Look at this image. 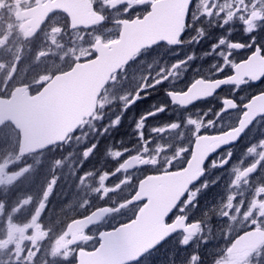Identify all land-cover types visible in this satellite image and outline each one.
I'll list each match as a JSON object with an SVG mask.
<instances>
[{
	"label": "rangeland",
	"instance_id": "obj_1",
	"mask_svg": "<svg viewBox=\"0 0 264 264\" xmlns=\"http://www.w3.org/2000/svg\"><path fill=\"white\" fill-rule=\"evenodd\" d=\"M92 1L95 9H97L96 12L106 15L101 26L70 31L67 19L63 14L58 13L48 20L42 31L33 39L24 40L20 30L21 22H16L13 18L16 12L15 6H19L23 10L29 9L34 6V0H0V94L7 95L14 87L24 85H28L34 90L41 87L57 70L63 71L70 66V63L75 61L91 59L93 57L92 45L95 41L101 40L109 43L116 40L120 28L116 25V22L121 19L132 20L134 17H142L147 12L149 5L155 0ZM209 3L216 5L215 11H219L221 7H224L226 11L233 12H237V9H239L235 19L230 22V27L233 30L231 39L244 44L250 43L244 32L246 25L239 19V16L250 14L253 10V4H256L257 8L264 12V0H259V3H257V0H244V2H241V0H209ZM228 5H231V7L229 8ZM247 9L250 10L243 11ZM254 23L257 24L260 30L253 33L255 44L252 49L255 46L264 45L262 22L256 20ZM203 26L207 28V20H205ZM199 27L200 25L197 28H192L191 25H188V29L183 36L182 42L189 41L193 44L187 54L181 49L174 50L161 45L143 52L133 64L118 75L117 83L109 89L107 97L103 98L100 110L104 114L98 116L95 122L122 117L120 127L127 118V128L120 138H112V140H116L113 147L107 145L105 149L106 146L93 142L88 150L76 153L83 157L80 163L73 156L74 161L78 163L77 169L81 170V181L85 185H81L80 191H77L76 188H72L77 182H69L70 187L67 188L66 194H70V198L66 199L65 194L58 203H55V201L49 203V196L54 191L55 186L53 181L45 176H43L44 180L33 179L34 176L38 177L41 165L43 167L44 164L48 165V170L51 163L48 162L50 159L54 160L55 150L53 153L29 157V159L16 158L18 133L10 125L0 130V264H73V257L77 248H69L64 231L68 222L65 221V218L74 214V211L82 210V207L92 208L96 206L102 195H105L108 201L116 203L112 207V215L107 216L105 219L106 226L126 219L133 213L126 202L130 197L131 192L129 191L132 187L120 186L119 190L114 192L106 191L105 188H103V191H98L95 184L100 179L89 180L88 182L87 179L96 175L103 177L104 173L107 177L113 175L127 155L113 159L111 153L123 150L127 154L128 146L137 145L135 136H132L131 132L135 118L148 111L154 100L167 103L163 92L158 88L153 89V81H163L170 77L168 88L171 91L181 92L196 78L212 79L211 76L216 74L217 70L213 69L212 64L218 60V54L212 55L209 53L210 46L216 43L219 30L206 32L205 36L201 38ZM225 51L233 53L231 59L227 62L228 68L242 58V54H238L234 49L225 47ZM190 56L194 59L189 60ZM132 87L135 88L134 93L130 92ZM146 89L154 92V94L148 95L147 99H144ZM253 92L254 89L244 86L236 88L234 95L241 100V97L247 98ZM223 98H225V95L221 94L212 102L198 104L196 107L183 111L169 104V109L173 113L172 118L181 121L189 118L195 119L201 123L202 127L222 131L227 129L235 120L234 113L221 114V111H217L219 109L217 103L220 104V100ZM133 101H136V103H133ZM205 117H208V123H204ZM167 119H169L168 115L161 114L158 118H151L149 124H156ZM131 120L132 123L130 124ZM110 126L104 124L101 127L110 131ZM98 130L97 126H91L88 131L84 130L82 133L83 143L89 138V135L90 137L95 135ZM252 131L251 135L246 136L242 143L234 148L235 154L230 161L232 167H219L224 159H228L226 154L215 157L213 160L217 166L209 167L208 175L203 180L209 185V189L203 192L199 198V208L196 209L195 218L203 222V228L194 238V242L202 240L209 242L206 248L202 243L200 244L204 264H211L214 255L219 254L216 259H223L224 257H220L221 250L230 243L238 232L246 230L242 228L243 216L240 214H235L236 219H223L222 213L226 210L224 207L226 195L239 194L244 200L255 199V195L259 193L258 186L264 185V171L251 184L241 182L236 188H232L229 183L237 174L232 170L233 168H246L253 159H259L257 154L246 152L245 146L255 141H264V123L253 127ZM190 135V132L184 133V136ZM131 137H134L132 141ZM160 143L165 148L174 147L176 150H180L182 149L181 145L183 147L187 145V140L184 137L182 140L179 136L173 134ZM95 144H99V147H93ZM259 147L258 144L257 148ZM86 152L87 156H85ZM95 152L99 154H97V159L92 160L91 155ZM136 152L142 153V156H147L150 159L157 156L158 161H167L168 159V155L160 152H156V155L151 150L149 153H144L141 147ZM101 155H104L103 158L109 162L108 165L103 164V158L99 159ZM175 157L174 153L169 154V159L177 163ZM44 159L48 160L44 161ZM88 159H90V162L87 161ZM68 163L70 162L68 161ZM105 166L107 167L105 168ZM65 172L67 175L68 172ZM137 173L141 174V172H136L125 176L116 175H118V180L122 178L134 180L138 179ZM26 174L31 175L30 180H35L34 184L28 181L22 188L19 187L18 192L14 193L13 200L8 193L13 194L10 189H17V186L23 181L22 177ZM217 178H219L218 183ZM105 179L106 177L103 180ZM29 183L33 184L34 187H28ZM41 184H43L42 187L38 188ZM22 192H28L29 195L22 199L20 197ZM9 198H11V201ZM75 202H77V205L74 207ZM260 203H264V201ZM59 205L63 206L61 212L57 211ZM193 207L195 206L193 205ZM257 208H259V204ZM42 216L47 220L51 217L53 226L48 228L52 229L51 232L55 234L53 241L47 240V237L40 232L42 229L39 222ZM229 233H231V237ZM92 236H94L93 232L90 234V237ZM180 238H182V235L172 239L166 247L147 256L138 264H188L190 253L181 251L178 243Z\"/></svg>",
	"mask_w": 264,
	"mask_h": 264
},
{
	"label": "water",
	"instance_id": "obj_2",
	"mask_svg": "<svg viewBox=\"0 0 264 264\" xmlns=\"http://www.w3.org/2000/svg\"><path fill=\"white\" fill-rule=\"evenodd\" d=\"M16 11L15 20L24 21L20 27L24 40L33 38L47 19L57 12L68 19L71 31L89 29L103 22L101 16L94 12L89 0H35L33 7L23 11L17 7ZM177 14L176 0L154 1L141 19L117 22L120 26L118 40L108 44L95 41L92 46V59L76 62L68 71L54 75L37 94L30 96L26 87L18 86L12 90L9 98H0V128L10 123L18 132L17 157H26L62 144L84 120L90 119L94 114L97 98L111 76L129 64L139 52L159 44L179 46L180 43L171 45L160 39L169 36L174 30ZM253 64H256L255 54ZM236 66L240 69L242 81L251 80V77L243 75L251 70L248 65L241 67L238 63ZM255 72L264 74V65L256 64ZM205 82L211 88L215 81ZM230 84L239 85L235 81ZM210 97H201L190 105ZM259 103L264 104V100ZM244 119L241 114L239 121ZM239 121L236 127H239ZM219 138L218 135H213L204 138L203 142L197 139L189 162L180 175L195 178L197 169L206 162L203 158L204 150L210 149ZM229 146L232 145L226 147ZM128 165L135 163L128 161L125 166ZM142 181L129 201L130 204L144 202L135 218L128 224L99 234V244L94 250H77L75 264L136 263L165 241L170 233L182 232L176 220L165 224L182 194L177 183L167 177ZM107 214L108 208L97 209L84 218L70 222L66 226V233L71 236L73 243L78 242L83 239L86 229L98 224Z\"/></svg>",
	"mask_w": 264,
	"mask_h": 264
},
{
	"label": "snow or ice",
	"instance_id": "obj_3",
	"mask_svg": "<svg viewBox=\"0 0 264 264\" xmlns=\"http://www.w3.org/2000/svg\"><path fill=\"white\" fill-rule=\"evenodd\" d=\"M244 2V0H241ZM259 3V0H257ZM176 7L178 9L177 20L174 30L169 36L161 37L168 44L175 45L180 43V37L185 34V30L188 25L192 28L199 27L200 37L203 38L206 32L219 30L216 38V43L210 46V53L212 55L218 54V60L214 61L212 64L213 69H216V75L218 79L211 84L206 83L203 79H196L195 82L181 94H175L168 88L167 77L165 80H155L153 81V89H160L163 95L167 99V103L164 101L157 102L154 100L149 106V110L140 114L135 118V123L132 125L131 132L135 136L137 144L143 149L144 153H149L151 150L154 153L160 152L162 154L168 155L175 153L176 149L174 147L165 148L161 141L170 135H177L182 140L185 132H190V139L192 141L189 147L181 148L183 151L191 154L193 148L196 146L197 139L203 142L210 133L208 130L201 126L195 119H186L181 121L179 119L172 118L173 113L169 109V104L173 107L188 106L195 100L201 97H210L215 94L219 87L235 81L236 84L242 82V75L240 69L233 64L232 68L227 67V62L231 59L233 53L225 52V45L228 49L242 50L245 47L252 48L255 44V37L253 33L260 30L257 24L254 23L256 20H260L261 27H264V12L257 8L256 4L252 5L253 10L250 14H241L239 19L246 25L244 29L245 34L248 36L250 43L244 44L239 41L232 40L233 30L230 27V22L233 21L239 12L226 11L224 7H221L219 11H215L216 5L210 4L209 0H176ZM230 8L231 5H228ZM207 20V28H205L204 22ZM253 54H255L256 64L264 65V46L253 48V53L249 54V59L240 62V66L248 65L251 70L246 71L243 75L251 77L249 81L252 84L257 82L264 84V74H256V64H253ZM189 60L194 59V57H189ZM220 73H225L224 78H219ZM151 79V78H150ZM154 92H150L147 89L143 96L147 99L148 95H153ZM243 100V97H241ZM264 100V92L259 93L257 96L253 97L252 100L245 102L243 104L237 103L234 97H226L220 100V108L217 109L220 112L223 109L224 112H229L235 108L242 107L245 111L242 115L245 117L244 120L239 121V127L229 129L223 133H218L220 137L211 146L210 149H205L203 153V158L207 162L208 167H216L214 160L212 159L213 154H219L221 148H225L228 145H234L237 143H242L241 138L248 131L249 128L255 126L257 119H264V104L259 103V101ZM253 101L256 103L253 104ZM136 103V101H133ZM161 114H166L169 119L166 121H161L156 124H149L151 118H158ZM223 114V113H221ZM122 117L114 118L109 121L111 125V132H115L121 125ZM208 117H205L204 123H208ZM105 135H110L111 132L108 130H103ZM123 142L122 140L120 141ZM143 142V143H141ZM260 145L257 148V145ZM93 147H99V144H95ZM245 151L248 153H255L259 156V159H253L250 165L243 169H235L237 174L233 177L229 183L232 188H236L241 182L245 184H251L262 171H264V141H255L254 143H248L245 146ZM123 150H118L111 153L113 159H118L124 155ZM233 148H227L226 155L228 159H224L223 163L219 167L229 166L232 167L230 161L234 155ZM87 156V152L85 153ZM134 159L139 161L140 167L156 166L161 169L160 173L149 174L145 179L167 177L173 182L177 183L178 189L182 193L175 210L168 216V220H176L177 225L180 230H182V238L179 239L178 243L180 245L181 251L190 253L188 256V264H203V253L200 250V244L206 248L208 246L207 240H202L199 242H194V238L198 233L201 232L203 228V222L195 218L196 209L199 208V198L200 195L209 189V185L200 179L203 172L207 169L204 165H201L197 169L195 178L185 177L180 175L184 172V167L176 170L175 164H168L165 168L163 165L158 163V158L153 156V158L141 159L139 156H134ZM123 167V164L120 165ZM143 181H141L142 183ZM219 178H217V183ZM103 187H109L110 185L105 182L102 184ZM259 193L255 195V199L244 200L241 195H226L225 211L222 213L224 220L236 219L235 214H240L243 216L242 228L246 230L238 232L237 235L231 239L224 249L220 252V257L217 258L214 264H264V248L260 245L264 244V185H259ZM251 195V194H250ZM259 204V208L257 205ZM193 205L195 207H193ZM239 205V206H237ZM177 236L176 232L170 233L169 237L166 239L175 238ZM231 237V233H229ZM159 243V242H158ZM158 246V245H154ZM55 255V253H53ZM82 264V262H81Z\"/></svg>",
	"mask_w": 264,
	"mask_h": 264
},
{
	"label": "trees",
	"instance_id": "obj_4",
	"mask_svg": "<svg viewBox=\"0 0 264 264\" xmlns=\"http://www.w3.org/2000/svg\"><path fill=\"white\" fill-rule=\"evenodd\" d=\"M131 89H135L134 87H132ZM104 114V112H102V110H98L94 116V119L90 120L82 129H80L78 131V133H76L74 136H72L63 146L61 150L55 151V158L52 161L51 159L49 160L48 163H50L48 170H47V166L46 164L41 165L39 173H38V177H35L33 179L35 180H39V179H43V176H45L46 178H50V180L53 181L54 183V188H53V192L50 194L49 196V203L50 201H55V203H58L59 200H61V198L66 194V192L68 191L67 188L70 187L69 186V182H77L76 184H74L72 186V188H76L77 191H80V186L81 185H85L83 181H81L82 177H81V170L77 169V164L81 162V160L83 159V157L79 156L78 153L83 152L84 150H88L89 147L92 146L91 143L93 142H98L100 145H104L106 146L105 149L107 148V145L109 147H113L114 146V141L116 142V140H112L113 137H121V134H123L127 128V118L125 119V121L122 124V127H119L115 132H111V126H110V135H105L104 134V129L101 127L104 124H109L108 122L113 120L111 119H105V120H101L99 122H95L98 119V116ZM92 121V122H91ZM132 123V120L130 121V124ZM91 126H97L98 127V131L95 135H92L83 143V137H82V133L85 131H88L89 128ZM119 131V132H118ZM90 134V133H89ZM71 141V142H70ZM76 145V146H75ZM81 145V146H80ZM101 149V148H99ZM104 149V150H105ZM48 153H53V152H44L43 154H48ZM75 154V155H74ZM97 152L93 153L92 156V160L97 159ZM103 154V153H102ZM57 155V156H56ZM39 156V155H38ZM76 158L78 160V163H76L74 161V158ZM104 155L99 156V159L103 158ZM57 158V159H56ZM29 159V158H28ZM72 159V160H71ZM48 159H44V161H47ZM102 160H106L105 158H103ZM68 161L70 163H68ZM87 161L90 162V159H88ZM43 167V169H42ZM54 168V170H53ZM83 168V167H82ZM74 169V171H73ZM68 172V174L66 175V172ZM31 175H24L22 177L23 181H21V183L17 186V189H10L11 192H13V194L8 193L9 196H11L14 200V193L18 192L19 187H23V185H25L28 181L30 180ZM31 181V183L34 184V181ZM89 180L87 179V182ZM33 184H28V187H34ZM43 184H41L40 186H38V188H41ZM35 187H37L35 185ZM14 188V187H13ZM29 193L28 192H22L20 197L23 199L24 197L28 196ZM70 198V194H66V199ZM9 200L11 201V198H9ZM49 203H48V208H49ZM77 205V202L74 203V207ZM61 205H59L57 207V211H63L61 210ZM47 208V210H48ZM88 208L87 207H82V210L79 211H74V214H72L71 216H66L65 221H69L70 219H76V218H80L81 216H84L86 214V210ZM65 210V209H64ZM82 211H84L82 213ZM84 214V215H83ZM47 218V217H46ZM50 221L51 223V217H50ZM244 231V230H243ZM242 232V231H241ZM167 245H163L160 249L166 247ZM159 249V250H160ZM219 255V254H218ZM218 255H214V260L211 262V264H214L215 259ZM150 256V255H149ZM146 257H144L141 261H143ZM141 261L139 263H141ZM204 264V263H203ZM207 264V263H205Z\"/></svg>",
	"mask_w": 264,
	"mask_h": 264
},
{
	"label": "flooded vegetation",
	"instance_id": "obj_5",
	"mask_svg": "<svg viewBox=\"0 0 264 264\" xmlns=\"http://www.w3.org/2000/svg\"><path fill=\"white\" fill-rule=\"evenodd\" d=\"M234 10H236V9H234ZM250 9H247V10H243V11H249ZM192 46H193V44L191 43V42H181L180 43V45L179 46H177V47H174L173 49L174 50H179V49H181V50H183L186 54L189 52V49H191L192 48ZM261 46H264V45H260V46H255L254 48H257V47H261ZM225 47H227V45H225ZM185 49H187V50H185ZM234 50H236V49H234ZM236 52H238V54H242V58H240L239 59V57H238V59L239 60H237L234 64H236V63H238V62H240V61H242V60H244L245 58H247L248 56H249V54L250 53H252L253 52V49L252 48H243L242 50H236ZM226 55H227V51H225L224 52ZM194 55V54H193ZM233 67V65H231V67L230 68H232ZM212 77V79H218V77H217V75L215 74V75H213V76H211ZM225 77V73H220L219 74V78H224ZM199 78H201V77H199ZM207 80H210V79H207ZM29 89H30V87L28 86V85H26ZM244 86H249L250 88H252V89H254V92L252 93V95H249V96H253V95H255V94H257V93H261V92H264V84H261V83H258L257 85H253L252 83H250L249 81H245L241 86H239V87H244ZM236 88H238V87H236V86H226V87H224V88H222L217 94H215L211 99H207V100H205V101H202V102H199V103H197V104H195L194 106H192V107H196L198 104H202V103H209V102H212L213 100H215V99H217V97L219 96V95H221V94H223V95H225V96H228V97H234L235 99H236V101H237V103H240V104H243V103H245L246 101H247V99L246 98H243V100H239L238 98H236L235 97V95H234V91H235V89ZM134 90L135 89H131L130 90V92L131 93H134ZM30 91H31V94H35L37 91H38V88L37 89H34V90H32V89H30ZM227 93V94H226ZM2 96H7V95H5V94H0V97H2ZM249 98V97H248ZM222 100V99H221ZM217 103V102H216ZM218 105H219V103H217ZM101 105H102V103H101ZM192 107H189V108H186V109H180L181 111H183V110H188V109H190V108H192ZM176 108V107H175ZM241 108V107H240ZM240 108H236L235 110H232V111H229L228 113H234V119L235 120H233L235 123L237 122V119H238V117H239V115L241 114V110H240ZM92 119H94V117L92 118ZM264 123V119H258V120H256V123L255 124H258V123ZM234 126V125H233ZM232 126V127H233ZM204 127V126H203ZM205 128V127H204ZM230 128V127H229ZM253 128V127H252ZM251 128V129H252ZM207 129V128H206ZM251 129H249L248 131H247V133H246V136L250 133V131H251ZM208 130V132L210 133V135L211 134H215V133H217L218 132V130L216 129V130H209V129H207ZM134 136V135H133ZM184 138L187 140V145H184V147L186 148V147H189L190 145H191V143H192V141H191V139H190V136H184ZM71 142V141H70ZM76 146V145H75ZM236 147V145L235 146H233V147H230V148H235ZM130 148H131V146H128L127 147V154H124L123 156L125 157L126 155H128V157H131L132 155L133 156H139L141 159H145V158H148V159H150L149 157H147V156H142L141 154L142 153H139V152H136L135 154H132L131 155V151H130ZM138 148H140V146H137V149ZM114 149V148H113ZM226 151H227V149H223V150H221L220 152H219V154H216L215 156H213L212 157V159L213 158H215V157H219L220 155H222V154H226ZM175 155H176V160H177V163H174V162H172L171 161V159H169V154H168V159H167V161H158V163L160 164V165H163L165 168L167 167V165L168 164H175V167H176V170H179V169H181L182 167H184L185 165H186V163H187V160H188V156H189V153H187V152H185V151H183L182 149H178V150H176L175 151V153H174ZM180 154V155H179ZM142 157H144V158H142ZM156 158H157V156H155ZM127 159V158H126ZM125 159V160H126ZM124 160V161H125ZM159 160V159H158ZM124 163V162H123ZM122 162H121V164H123ZM205 167H206V172H205V174H204V176L201 178L202 180L204 179V177L206 176V174H207V171H208V169H209V167H208V164H207V162H206V164H205ZM121 170H123L122 169V167H120L116 172H120ZM133 170V169H132ZM129 170L130 172H136V171H138V172H141V174L142 175H149V174H154V173H160V171H161V169L159 168V167H156V166H149V167H137L135 170ZM129 173V172H128ZM148 173V174H147ZM127 183L126 184H130L128 181H126ZM102 184H104V182L102 181L100 184H99V188L100 189H102L103 188V186H102ZM108 189V188H107ZM257 207H258V205H257ZM40 232H42L43 234H44V232L41 230ZM177 236H181V234H177ZM94 241H95V236H92V237H90L89 235H87V239H86V241L84 240L83 242H82V245H81V248H83V249H85V250H87L86 248H90V246H88L87 244H89V243H94Z\"/></svg>",
	"mask_w": 264,
	"mask_h": 264
},
{
	"label": "bare ground",
	"instance_id": "obj_6",
	"mask_svg": "<svg viewBox=\"0 0 264 264\" xmlns=\"http://www.w3.org/2000/svg\"><path fill=\"white\" fill-rule=\"evenodd\" d=\"M262 128V127H261ZM53 231V230H52ZM55 235V234H54Z\"/></svg>",
	"mask_w": 264,
	"mask_h": 264
}]
</instances>
